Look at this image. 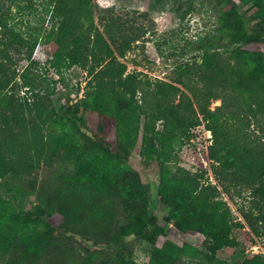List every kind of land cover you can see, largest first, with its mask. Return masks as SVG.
Instances as JSON below:
<instances>
[{"label": "trees", "instance_id": "1", "mask_svg": "<svg viewBox=\"0 0 264 264\" xmlns=\"http://www.w3.org/2000/svg\"><path fill=\"white\" fill-rule=\"evenodd\" d=\"M7 1L11 6H2ZM39 3L44 21L49 16L42 39L51 46L50 68L63 76L79 67L88 76L85 97L76 105L68 98L59 110L52 99L55 91L43 92L46 80L35 74L41 66L34 54L42 29L22 32L13 23L12 5L38 14ZM238 4L244 6L242 12ZM109 11L101 17L96 0H0V260L44 264L57 231L88 237L97 245L98 233L107 229L121 202L127 223L108 244L145 238L155 246L149 264H177L183 256L228 264L218 255L237 246L235 228L248 227L250 238L264 233V142L245 131L256 125L264 132V53L257 49L264 43V0H225L218 31L231 46L220 51L201 40L200 59L181 65L171 81H153L129 70L126 57L146 42L148 32L143 26L128 28ZM189 11L180 12V19ZM21 48H27L28 61L22 73L16 67ZM18 78L33 101L18 98ZM87 112L115 122L114 141L94 136ZM204 124L213 135L208 151L218 184L204 182L202 174L185 167L169 166L194 129ZM138 149L143 158L163 165L158 195L171 210L175 234L187 237L182 244L168 238L167 222L150 210L149 190L129 163ZM61 151L76 160V172L62 175L46 208L25 213L13 195L8 200L2 196L1 187L13 191L10 181L51 165ZM203 153L198 148L191 152L200 168ZM231 186L251 190L252 206L241 212L245 224L235 222L222 198L220 187L229 193ZM15 235L21 254L6 259ZM116 263L138 264L125 256ZM235 264H264V254L239 256Z\"/></svg>", "mask_w": 264, "mask_h": 264}, {"label": "rangeland", "instance_id": "2", "mask_svg": "<svg viewBox=\"0 0 264 264\" xmlns=\"http://www.w3.org/2000/svg\"><path fill=\"white\" fill-rule=\"evenodd\" d=\"M225 0H96L100 7L99 15L108 16L109 10L115 15L121 16L128 24V28L137 29L143 26L147 30L146 42L135 46L127 55L126 62L130 71H140L147 74L151 79H162L171 81L178 77V68L181 65L191 63L200 59L202 50L200 41L206 44L213 42V47L223 51L231 46L228 39H223L219 33V17ZM2 6H11L10 2H3ZM190 7L193 11H189ZM14 20L18 29L22 32L35 33L37 28L42 29L41 39L34 54L41 66L35 69V74L41 73L46 80L43 92L54 90L52 96L54 106L59 110L62 102L71 98V104L76 105L85 97V86L88 82L87 73L79 67L66 70L63 76L57 75L51 69L49 61L52 60L51 46L43 38L45 30L49 26V16L45 20L43 15L44 6L39 3L38 14L29 11L18 10V6L12 5ZM238 12L244 10L242 4L237 6ZM189 11L185 20H181L179 13ZM42 27V28H40ZM257 49L264 53V43L259 44ZM16 55V67L22 73L28 65L26 59L27 48H21ZM18 98L21 101H33L32 92L29 87L17 80ZM218 103H213L216 108ZM87 125L98 140L105 139L108 142L116 138V126L113 120L95 112L85 114ZM161 128V123L159 124ZM256 139L264 142V132L253 125L250 130H245ZM244 131V132H245ZM193 137L187 139L184 145L172 158L170 167L176 169L178 166L185 167L192 172L202 174L206 183L218 184L213 173L214 162L209 158L208 147L213 143V135L205 124L193 131ZM194 148L206 151L202 154L203 168L195 165L194 156L191 154ZM129 163L140 174L142 181L146 184L150 193V210L155 215L166 221L171 232L168 238L178 244H182L187 237L175 234L176 222L172 219L171 210L162 204L158 195L162 167L160 161L145 159L139 152L134 151L129 157ZM76 172V160L66 152L61 151L51 165H42L31 175H25L10 181L11 190L1 187L2 196L8 200L13 195L15 205L27 212H35L46 208V202L57 191L61 184L63 174H74ZM1 183V180H0ZM6 185V184H5ZM222 192V198L229 202L233 210L235 222L245 224L241 214L252 206L251 190L244 187H230V192ZM127 214L121 202L115 205L112 217L107 221V229L98 233L100 241L95 245L88 237L82 235H64L60 232L54 233V243L51 246L44 264H117L119 258L132 257L138 264H149L155 246L145 238L128 237L125 242L116 241L107 243L108 240H116V234L121 232L123 225L127 223ZM62 224V222L60 223ZM88 226V225H86ZM247 228H235L233 235L237 239L234 249H223L219 251L218 258L228 264H235L237 257L242 255L264 254V233L261 236L248 237ZM264 232V231H263ZM197 234H190V237ZM21 254L20 241L15 235L13 237L6 259L16 260ZM4 258L0 260L2 264ZM177 264H208L203 258L195 259L183 256Z\"/></svg>", "mask_w": 264, "mask_h": 264}]
</instances>
